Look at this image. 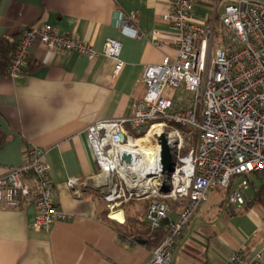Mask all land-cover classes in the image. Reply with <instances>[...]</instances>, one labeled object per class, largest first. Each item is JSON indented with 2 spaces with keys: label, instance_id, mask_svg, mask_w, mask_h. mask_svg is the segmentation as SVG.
<instances>
[{
  "label": "built area",
  "instance_id": "obj_1",
  "mask_svg": "<svg viewBox=\"0 0 264 264\" xmlns=\"http://www.w3.org/2000/svg\"><path fill=\"white\" fill-rule=\"evenodd\" d=\"M197 1L170 0L163 19L176 37V54L144 69L146 93L135 115L97 121L86 129L98 168L92 186L106 205L107 218L124 223L126 207L142 203V222L151 231L167 230L151 246L147 264H172L184 232L212 192L230 190L228 204L242 209L251 202L248 191L264 183V0H236L219 22L206 25L192 20ZM134 20V13H116L113 25L141 39ZM157 41L155 33L152 42ZM37 46L58 55L98 56L89 43L50 24L34 25L19 38L8 68L11 78L25 74ZM121 53L120 40H106L102 54L116 62L115 76L124 67ZM182 86L188 93L185 102L178 100ZM162 136L172 155L166 173ZM148 147L153 162L144 150ZM25 159L0 175V209L31 205L32 229L49 233L56 222L71 217L57 205L46 151L28 145ZM79 184L75 178L67 182L76 196ZM228 264H264V249L254 256L240 250Z\"/></svg>",
  "mask_w": 264,
  "mask_h": 264
},
{
  "label": "crops",
  "instance_id": "obj_2",
  "mask_svg": "<svg viewBox=\"0 0 264 264\" xmlns=\"http://www.w3.org/2000/svg\"><path fill=\"white\" fill-rule=\"evenodd\" d=\"M235 2L198 0L192 20L219 22ZM170 10V0H0V40L19 39L29 27L50 24L98 53L89 59L37 46L22 77L0 76V175L25 163L28 145L44 149L57 205L71 217L45 233L32 229L33 206L0 209V264H147L151 246L119 233L104 215L106 205L92 186L98 168L86 129L135 115L146 93L144 69L176 54V37L163 19ZM116 13H134L142 38L115 27ZM110 38L122 43L124 67L118 76L116 62L102 54ZM74 178L78 196L67 186ZM214 192L184 232L172 264H228L240 250L254 256L264 249V208L253 203L255 189L242 209L229 207L225 192ZM143 206L136 204L141 222ZM134 213L126 212L131 225Z\"/></svg>",
  "mask_w": 264,
  "mask_h": 264
},
{
  "label": "trees",
  "instance_id": "obj_3",
  "mask_svg": "<svg viewBox=\"0 0 264 264\" xmlns=\"http://www.w3.org/2000/svg\"><path fill=\"white\" fill-rule=\"evenodd\" d=\"M19 39L14 37H4L0 40V76H4L8 74V68L11 62V59L16 52L18 46ZM225 198L228 199L230 194V190L224 191ZM228 202V201H227ZM253 203L259 204L264 208V183L255 190V197ZM229 207H232L229 205ZM174 208V216L177 214V205H173ZM145 209V205L141 208V211ZM105 217L107 215V210L104 213ZM175 218V217H174ZM110 224H112L115 229L124 235L133 237L135 240H144L147 245L155 246L157 245L166 235L167 230L165 227L151 231L144 223H142L139 218L134 217L131 221L130 225L128 223L120 224L116 221L109 220ZM128 224V225H127Z\"/></svg>",
  "mask_w": 264,
  "mask_h": 264
},
{
  "label": "water",
  "instance_id": "obj_4",
  "mask_svg": "<svg viewBox=\"0 0 264 264\" xmlns=\"http://www.w3.org/2000/svg\"><path fill=\"white\" fill-rule=\"evenodd\" d=\"M161 146H162V165L163 172L166 173L171 171L172 166V155L170 152V148L168 146L167 140L165 136L161 137ZM142 244H145V241H141Z\"/></svg>",
  "mask_w": 264,
  "mask_h": 264
},
{
  "label": "rangeland",
  "instance_id": "obj_5",
  "mask_svg": "<svg viewBox=\"0 0 264 264\" xmlns=\"http://www.w3.org/2000/svg\"><path fill=\"white\" fill-rule=\"evenodd\" d=\"M187 97H188V93L187 92H185V90H184V87L182 86L181 87V89L179 90V95H178V100L180 101V102H185V99H187ZM222 193V192H224V191H215L214 192V195H222V194H219V193ZM248 195L250 196H252V189H250L249 191H248ZM128 208H127V210H126V212H129V213H134V212H136V217L137 218H139L140 216H139V208H136V204H131V205H129V206H127ZM135 214V213H134ZM134 214H131V215H133V217H135L134 216ZM127 215V214H126ZM128 217H129V215H128ZM132 217V218H133ZM126 218H127V216H126ZM128 221H129V219H126L125 220V222L126 223H128Z\"/></svg>",
  "mask_w": 264,
  "mask_h": 264
},
{
  "label": "bare ground",
  "instance_id": "obj_6",
  "mask_svg": "<svg viewBox=\"0 0 264 264\" xmlns=\"http://www.w3.org/2000/svg\"><path fill=\"white\" fill-rule=\"evenodd\" d=\"M147 155V158L150 160V162H153V152L152 150L148 147L144 149ZM113 219H117L118 221H123L122 216L120 214H113L112 215Z\"/></svg>",
  "mask_w": 264,
  "mask_h": 264
}]
</instances>
